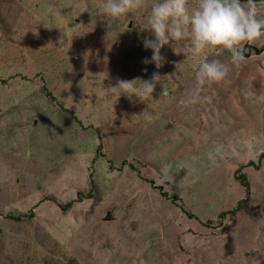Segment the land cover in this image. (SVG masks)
I'll return each mask as SVG.
<instances>
[{"label": "rangeland", "instance_id": "374dc122", "mask_svg": "<svg viewBox=\"0 0 264 264\" xmlns=\"http://www.w3.org/2000/svg\"><path fill=\"white\" fill-rule=\"evenodd\" d=\"M103 3L0 0V264H264V51L233 65L181 42L157 69L136 25L148 10L109 24ZM205 56L229 66L224 80L198 84ZM153 74L148 102L111 88ZM240 168L249 202L215 228L246 196Z\"/></svg>", "mask_w": 264, "mask_h": 264}, {"label": "clouds", "instance_id": "9594fccd", "mask_svg": "<svg viewBox=\"0 0 264 264\" xmlns=\"http://www.w3.org/2000/svg\"><path fill=\"white\" fill-rule=\"evenodd\" d=\"M145 9L148 10V26L136 25L141 32H149L142 44L146 50L152 51V55L145 57L143 63L155 64L157 69L165 63L166 58L162 55L165 46L175 50L182 42L186 55H200L206 50L218 49L231 56L233 65H239L248 53L247 46L260 47L258 41L264 38V19L258 18L255 0H199L194 9L190 8L189 0H150V3L147 0H104L100 14L110 24L113 19ZM229 70L227 64L205 56L196 72L198 84L220 82L227 77ZM158 77L153 74L151 79H139L140 85L133 83L137 79H120L111 88L119 89L120 96H127L130 100L148 102L157 83H161ZM200 93L201 87H197L188 102L196 103L202 99ZM146 119L152 117L148 115Z\"/></svg>", "mask_w": 264, "mask_h": 264}, {"label": "trees", "instance_id": "16d2710c", "mask_svg": "<svg viewBox=\"0 0 264 264\" xmlns=\"http://www.w3.org/2000/svg\"><path fill=\"white\" fill-rule=\"evenodd\" d=\"M133 30H134V33L136 34L137 33V29H133ZM45 90H47V89H45ZM47 96H49L50 98H54L53 94L51 92H49L48 90H47ZM249 165H253L255 167H258V164L255 163V162H250ZM131 168L134 169V170L137 169L135 166H131ZM240 170H241V168L235 173V176H236L237 180L240 181L241 185L244 186L245 191H246V196H245V198L240 199L233 208H231V209H229L227 211L219 212L218 214L216 213V215H215L216 219L215 218L214 219L213 218L209 219V223H210L209 225L213 224V225H215V228L219 227V226H222L223 222H224V219L225 218L228 219V216H237L238 213H240L244 209V207L248 204V202H249V199H250L249 195L251 193V187H250V184L248 182L247 176L245 174H240ZM151 184H154V182H151ZM91 188H93V191L91 189V191L88 193V195H87L88 198L89 197H92V198L95 197L94 196L95 185L93 187H91ZM155 188L157 189L159 187L155 186ZM163 194H164V196H166V194L169 195L168 192H163ZM84 196L85 195L82 192H78L76 198H74L75 200L68 201V202H66L64 204L58 203V206L61 209H63V210H68L73 205V203L75 204L77 202H81L84 199ZM171 199H173V196H172ZM45 200H51V198H45ZM51 201H53V200H51ZM174 201L180 207V204L178 202V201H180V198L176 196ZM38 206H39V204L36 205L35 208L30 209L29 212H26V214H21L18 217L17 216L8 215V218L12 219V220H15V221H18V222L23 220V218H28V219L33 218L36 215L34 210ZM176 239L178 241H181L180 237H177Z\"/></svg>", "mask_w": 264, "mask_h": 264}, {"label": "water", "instance_id": "95a60500", "mask_svg": "<svg viewBox=\"0 0 264 264\" xmlns=\"http://www.w3.org/2000/svg\"><path fill=\"white\" fill-rule=\"evenodd\" d=\"M248 48L250 47V49H254V51L256 52V53H261V51L258 49V48H256L255 46H247ZM227 53V52H226ZM228 54V53H227ZM251 55V52L249 51L248 53H246V56H250ZM245 56V57H246ZM109 219H111V212H109L108 213V216H107Z\"/></svg>", "mask_w": 264, "mask_h": 264}, {"label": "crops", "instance_id": "0c3cea01", "mask_svg": "<svg viewBox=\"0 0 264 264\" xmlns=\"http://www.w3.org/2000/svg\"><path fill=\"white\" fill-rule=\"evenodd\" d=\"M256 48H258V47H256ZM261 51V50H260ZM264 51V49H262V51H261V53ZM261 53L260 54H258V56L259 55H261ZM252 56V53H251V55L250 56H246L247 58H250Z\"/></svg>", "mask_w": 264, "mask_h": 264}, {"label": "flooded vegetation", "instance_id": "af4514ba", "mask_svg": "<svg viewBox=\"0 0 264 264\" xmlns=\"http://www.w3.org/2000/svg\"><path fill=\"white\" fill-rule=\"evenodd\" d=\"M248 49H250V47Z\"/></svg>", "mask_w": 264, "mask_h": 264}]
</instances>
